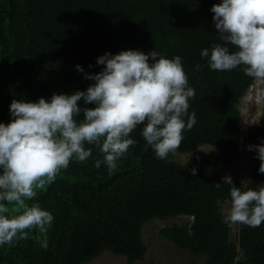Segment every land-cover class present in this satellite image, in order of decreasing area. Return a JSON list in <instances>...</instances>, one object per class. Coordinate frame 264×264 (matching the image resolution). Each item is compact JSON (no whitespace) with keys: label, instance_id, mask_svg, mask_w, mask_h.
Instances as JSON below:
<instances>
[{"label":"trees","instance_id":"obj_1","mask_svg":"<svg viewBox=\"0 0 264 264\" xmlns=\"http://www.w3.org/2000/svg\"><path fill=\"white\" fill-rule=\"evenodd\" d=\"M219 0H0V121L11 117L15 99L35 101L54 92L86 89L93 83L76 70L97 72L96 57L105 51L156 48L180 55L195 95L189 112L197 122L184 132L177 152L192 153L214 146L211 158L185 162L170 154L156 157L138 125L130 135L138 143L109 171L98 147L84 161L73 159L53 182L37 189L32 202L50 210L54 221L46 233L30 230L27 238L0 246V264H82L103 251L136 264L146 251L142 227L148 221L186 215L191 220L159 229V234L188 251V264H264V222L259 227L223 220L220 204L230 202L227 179L213 178L214 166L232 167L240 158L243 137L239 102L255 81L239 66L219 71L207 67L200 51L218 40L210 11ZM204 65L199 71L195 64ZM92 65V67H89ZM264 116V84L260 86ZM91 106V105H89ZM264 122L251 124L248 144H259ZM250 155L253 172L242 190L264 183L261 161ZM197 172L193 176L191 168ZM243 183V184H242ZM12 205H9L11 209ZM47 238L48 246L41 241Z\"/></svg>","mask_w":264,"mask_h":264},{"label":"clouds","instance_id":"obj_2","mask_svg":"<svg viewBox=\"0 0 264 264\" xmlns=\"http://www.w3.org/2000/svg\"><path fill=\"white\" fill-rule=\"evenodd\" d=\"M210 11L218 40L200 51L207 67L226 71L243 66L247 76L264 84V0H219ZM96 64L102 66L97 72L75 65L93 81L86 89L10 102L11 119L0 121V246L27 238L32 229L47 232L54 215L32 198L71 160L84 161L98 147L102 158L94 160L95 167L116 169L138 143L130 135L138 125L156 157L167 159L196 124L195 111L189 112L195 89L180 55L129 48L105 51ZM260 140L247 148L255 151L261 161L258 171L264 173V137ZM191 172L195 176L197 169ZM223 179L232 185L224 222L259 227L264 222V183L242 190L231 176ZM41 246H48L46 237Z\"/></svg>","mask_w":264,"mask_h":264},{"label":"rangeland","instance_id":"obj_3","mask_svg":"<svg viewBox=\"0 0 264 264\" xmlns=\"http://www.w3.org/2000/svg\"><path fill=\"white\" fill-rule=\"evenodd\" d=\"M261 83L256 80L249 87L246 93L241 97L239 109L241 113L240 127L242 130V140L240 145V158L234 161L232 167L219 168L214 166L213 178L220 182L226 176L238 177L242 182L246 183L253 172V164L250 155L247 152L246 131L251 124H262L264 122L262 100L260 94ZM255 121H258L256 123ZM213 146L201 145L200 149H196L192 154L186 152H177L175 159L179 162H185L193 156H205L211 158L215 153V149L208 151ZM208 151V152H204ZM223 213L230 208V202H222L220 204ZM191 220V217L186 215H177L164 219L155 218L142 227V238L147 244V251L144 257L137 261L136 264H188V251L177 247L171 241L165 239L159 234V229L163 226L176 224H184ZM238 231V223L233 224L231 230V238H234ZM125 257L116 255L109 251H103L98 256L94 257L89 262L82 264H124Z\"/></svg>","mask_w":264,"mask_h":264}]
</instances>
